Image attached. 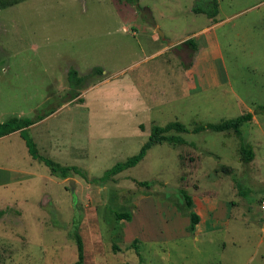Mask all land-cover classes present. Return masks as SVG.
<instances>
[{"label":"rangeland","instance_id":"obj_1","mask_svg":"<svg viewBox=\"0 0 264 264\" xmlns=\"http://www.w3.org/2000/svg\"><path fill=\"white\" fill-rule=\"evenodd\" d=\"M195 3L0 0V122L59 108L28 134L40 155L79 171L61 178L0 144L30 173L0 187V264H72L78 220L83 264H264V0H217L215 21ZM189 38L200 52L206 39L217 43L216 55L197 60L194 90L184 82L198 50ZM71 69L86 80L69 101ZM246 112L253 119L240 133L171 130L184 143L154 144L136 165L98 180L136 154L154 124L192 130ZM179 189L200 217L193 232ZM111 210L131 219L116 221Z\"/></svg>","mask_w":264,"mask_h":264},{"label":"trees","instance_id":"obj_2","mask_svg":"<svg viewBox=\"0 0 264 264\" xmlns=\"http://www.w3.org/2000/svg\"><path fill=\"white\" fill-rule=\"evenodd\" d=\"M127 1L130 3L137 2V0H127ZM192 10L197 13L202 12L206 14L208 17L213 18L214 16L218 14V3H217V0H196V3L194 4ZM183 43L191 45L192 49L196 50V44L193 38H189L183 41ZM95 69L97 71H102V68L100 66L96 67ZM68 80H69V86H70L69 94L71 95V97H69L68 99L70 101L72 98H75L80 94L77 91V88L82 87L86 78L85 76H79L77 70L71 69L69 71ZM56 109H51L42 115L35 116L34 118H28L24 116H12L3 122H0V137L10 134L14 131H19L21 137L25 141V144L27 146V150L30 156L34 159H38L39 161L43 162L46 166H48L51 174L59 176L61 178H65L68 176V172L70 169H73L75 172H77L78 171L77 168L75 166L69 167V166L61 165L60 163L54 161L53 159L49 157L40 155L35 142L28 134L29 126L42 120L46 116L50 115ZM260 109L264 110V105L260 106ZM252 119H253V114L251 112H246L235 118L224 119L217 123L199 124L195 126L192 130H189L183 123L179 121H171L164 125L154 124L151 128V131H150V134L147 140L142 144L139 151L136 154L128 157L126 160L115 163L112 167L107 169L104 172L103 176L99 178L98 180L110 179L113 175L136 165L140 160L143 159L149 147L154 144L163 143V142L184 143L185 140L180 135L167 134L171 130H176L179 132L192 131L196 133V132H200L205 129H211L213 131L233 130L234 132L240 133L241 125L245 122L251 121ZM241 152H242L243 160L246 162L252 160L254 157V151L252 147L247 144L241 145ZM151 182L152 180L138 181L140 185H143L146 187H149ZM179 193L181 194L183 198L185 207L189 215L188 230L189 232H193L196 228V225L199 222L200 217L198 213L194 210V203H193L191 195L185 189H179ZM111 212L116 221L121 220V219H126V220L131 219V213L128 210H123V211H112L111 210ZM3 214H4V211L0 210V217ZM78 223H79V220L76 222V224L74 222L75 227L73 226L74 230L71 233V236L75 240L76 249H77V258L72 264H83L84 262V243L77 229Z\"/></svg>","mask_w":264,"mask_h":264},{"label":"crops","instance_id":"obj_3","mask_svg":"<svg viewBox=\"0 0 264 264\" xmlns=\"http://www.w3.org/2000/svg\"><path fill=\"white\" fill-rule=\"evenodd\" d=\"M216 18H217V15L214 16L213 18H210V19H213L215 21ZM215 24H217V22L213 23L211 26L206 27L204 30L209 31L208 29L213 27ZM205 41L207 43L205 42L206 44H204L202 46L201 52H200V49L198 48V43L196 44L197 48H198L197 53L193 54V59L191 60V62L187 63V65L184 69L185 70V72H184L185 73L184 74L185 81L184 82H186L187 88L190 90H194L197 87V85L195 83L196 81H195L194 76H193V72L195 71L197 60H199V58H201L202 61L204 59L206 60L209 55H212L213 53L216 55V53H217V49L215 47V46H217L216 38H208ZM169 48L170 47H168V50H169ZM198 54H199V57H197ZM190 75L193 77L192 87H191V83H190ZM209 76L211 77V80H209V81L213 80L212 81L213 83L210 85L217 86V70L214 66L210 68ZM202 84H203L202 87H205V86L207 87V85H209L208 81H206L205 79L202 80ZM208 87H210V86H208ZM57 110H55V111H57ZM44 119L45 118L38 121L37 123L39 124ZM29 128H32V125ZM0 144L6 145L8 147L12 146L13 149L15 148L16 151H19V153L21 151L22 155L23 154L26 155V153H27L28 158L30 156V154L27 150V146L25 144V141L21 137L19 131H14L10 134H7V135L0 137ZM9 155L10 154H8V156H3V153L0 154V187L3 186L4 188L9 187L10 183H13L14 181L18 182V183L22 182L25 179H27L30 175L29 171L26 168L20 167V163H18V161L16 160L14 155H12L10 157H9ZM15 155H17V154H15Z\"/></svg>","mask_w":264,"mask_h":264},{"label":"water","instance_id":"obj_4","mask_svg":"<svg viewBox=\"0 0 264 264\" xmlns=\"http://www.w3.org/2000/svg\"><path fill=\"white\" fill-rule=\"evenodd\" d=\"M160 35H162V33L159 31ZM69 186L71 188L72 191H74V187H75V183H74V179H69Z\"/></svg>","mask_w":264,"mask_h":264},{"label":"built area","instance_id":"obj_5","mask_svg":"<svg viewBox=\"0 0 264 264\" xmlns=\"http://www.w3.org/2000/svg\"><path fill=\"white\" fill-rule=\"evenodd\" d=\"M261 207L264 208V203H262Z\"/></svg>","mask_w":264,"mask_h":264}]
</instances>
